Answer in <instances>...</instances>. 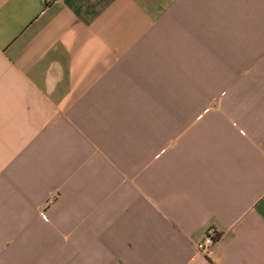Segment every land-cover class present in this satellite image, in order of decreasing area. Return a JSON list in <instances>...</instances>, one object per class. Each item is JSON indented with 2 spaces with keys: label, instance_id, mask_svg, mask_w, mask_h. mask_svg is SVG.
I'll use <instances>...</instances> for the list:
<instances>
[{
  "label": "crops",
  "instance_id": "obj_1",
  "mask_svg": "<svg viewBox=\"0 0 264 264\" xmlns=\"http://www.w3.org/2000/svg\"><path fill=\"white\" fill-rule=\"evenodd\" d=\"M0 264H264V0H0Z\"/></svg>",
  "mask_w": 264,
  "mask_h": 264
},
{
  "label": "built area",
  "instance_id": "obj_2",
  "mask_svg": "<svg viewBox=\"0 0 264 264\" xmlns=\"http://www.w3.org/2000/svg\"><path fill=\"white\" fill-rule=\"evenodd\" d=\"M47 2L52 0H46ZM41 217L46 220L47 217L44 213H41ZM218 237L217 232L213 230L212 228H209L204 236V238L196 245L197 251L205 256L211 255V248L214 242L216 241Z\"/></svg>",
  "mask_w": 264,
  "mask_h": 264
}]
</instances>
